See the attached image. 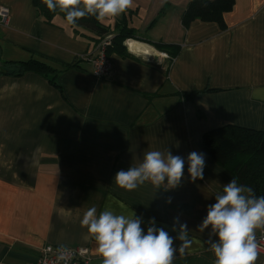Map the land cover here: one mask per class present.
<instances>
[{
	"label": "crops",
	"instance_id": "1",
	"mask_svg": "<svg viewBox=\"0 0 264 264\" xmlns=\"http://www.w3.org/2000/svg\"><path fill=\"white\" fill-rule=\"evenodd\" d=\"M191 1L134 0L106 20L115 36L132 35L109 49L111 77L96 79L80 59L94 50L91 32L74 30L61 15L47 23L33 0H0L11 10L0 27V62L42 56L59 70L55 83L33 71L0 74V264H35L47 243L87 246L90 264H102L80 225L93 206L135 213L145 232L154 217L172 236L179 216L191 243L173 264H214L209 230L197 226L236 177L211 157L203 136L227 124L264 131V101L251 98L264 89V0H231L221 10L223 25L200 17L184 22ZM129 41L157 53L132 50ZM167 149L185 159L204 153V179L192 182L186 165L176 189L116 185L117 171ZM256 264H264L260 251Z\"/></svg>",
	"mask_w": 264,
	"mask_h": 264
},
{
	"label": "clouds",
	"instance_id": "2",
	"mask_svg": "<svg viewBox=\"0 0 264 264\" xmlns=\"http://www.w3.org/2000/svg\"><path fill=\"white\" fill-rule=\"evenodd\" d=\"M48 10L64 14L70 25L85 17H94L103 24L133 7L134 0H42ZM251 98L264 101V89H256ZM192 182L204 179L206 156L192 151L187 158L174 155L170 149L145 152L141 162L116 172V185L134 191L149 183L157 190L169 191L181 186L185 166ZM215 203L207 206V214L197 226L208 231L207 244L214 254V264H256L259 256L257 231L264 230V195L257 196L253 188L232 178L214 195ZM171 203V198L168 200ZM143 218L117 213L105 207L98 213L88 208L80 225L95 241V253L102 264H173L177 252L185 253L191 241L188 225L174 217L170 235L157 227L150 218L145 232ZM87 238V237H86ZM176 241H180L176 245ZM71 250L66 245L57 248V264H69Z\"/></svg>",
	"mask_w": 264,
	"mask_h": 264
},
{
	"label": "trees",
	"instance_id": "3",
	"mask_svg": "<svg viewBox=\"0 0 264 264\" xmlns=\"http://www.w3.org/2000/svg\"><path fill=\"white\" fill-rule=\"evenodd\" d=\"M33 3L37 15L47 23H53L56 15H61L66 19L59 11L56 13L49 11L42 0H33ZM230 3L231 0H192L183 21L188 22L200 17L217 20L223 25L221 10L228 7ZM69 26L78 32H91L96 42L105 35L112 34L109 25L97 22L94 17H85L77 21L75 25L69 24ZM131 35L132 33L127 32L114 35L113 47L117 39L122 40ZM166 45L161 44L160 48L169 47ZM80 59L84 60L81 57ZM69 66H74V64H68L67 67ZM0 67V74L20 76L33 71L51 79L53 83L59 72L58 68L42 56H33L28 60H6L0 62ZM203 146L217 163L238 179L240 184L253 188L257 196L264 195V131L227 124L206 132L203 136Z\"/></svg>",
	"mask_w": 264,
	"mask_h": 264
},
{
	"label": "built area",
	"instance_id": "4",
	"mask_svg": "<svg viewBox=\"0 0 264 264\" xmlns=\"http://www.w3.org/2000/svg\"><path fill=\"white\" fill-rule=\"evenodd\" d=\"M11 10L8 6L0 3V27H7L10 22ZM114 34H107L96 42L94 50L83 59L88 61L92 67V75L96 79L110 78L114 65L109 54V49L113 44ZM161 56L168 58L166 52H161ZM259 242V251L264 254V230H260L257 236ZM59 245L47 243L40 249L39 256L35 264H57V248ZM68 247V246H67ZM71 250L69 264H90L91 254L87 246L68 247ZM62 264V262H61Z\"/></svg>",
	"mask_w": 264,
	"mask_h": 264
},
{
	"label": "bare ground",
	"instance_id": "5",
	"mask_svg": "<svg viewBox=\"0 0 264 264\" xmlns=\"http://www.w3.org/2000/svg\"><path fill=\"white\" fill-rule=\"evenodd\" d=\"M143 42H138V41H129V44H130V47H131V49L132 50H135V51H137V52H141V53H145V54H152L153 52L154 53H157L155 50V48L154 47H149V46H147V45H145V44H142ZM155 50H154V49ZM134 51V52H135ZM160 55H163V54H161V53H159Z\"/></svg>",
	"mask_w": 264,
	"mask_h": 264
},
{
	"label": "water",
	"instance_id": "6",
	"mask_svg": "<svg viewBox=\"0 0 264 264\" xmlns=\"http://www.w3.org/2000/svg\"><path fill=\"white\" fill-rule=\"evenodd\" d=\"M1 68V67H0Z\"/></svg>",
	"mask_w": 264,
	"mask_h": 264
}]
</instances>
